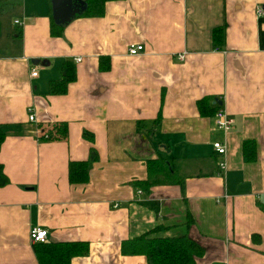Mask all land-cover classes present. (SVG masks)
<instances>
[{
  "label": "crops",
  "instance_id": "obj_1",
  "mask_svg": "<svg viewBox=\"0 0 264 264\" xmlns=\"http://www.w3.org/2000/svg\"><path fill=\"white\" fill-rule=\"evenodd\" d=\"M257 3L264 8V0H112L102 16L74 17L55 35L50 0H22L0 14V124L7 126L0 264H38L28 239L34 226L47 230V241L87 242L70 264H146L143 255L120 252L122 240L145 233L195 240L203 249L195 264H264ZM215 27L224 29L222 47L213 44ZM129 44L143 50L130 55ZM99 56L106 69H98ZM64 59L75 79L50 95ZM214 101L233 119L226 132L214 125ZM61 123L65 137H41ZM214 140L225 144L224 155ZM244 140L255 143L253 161L244 160ZM89 149L97 159L87 181L69 183L67 163L86 159ZM157 157L176 161L182 180L148 192L134 186Z\"/></svg>",
  "mask_w": 264,
  "mask_h": 264
},
{
  "label": "trees",
  "instance_id": "obj_2",
  "mask_svg": "<svg viewBox=\"0 0 264 264\" xmlns=\"http://www.w3.org/2000/svg\"><path fill=\"white\" fill-rule=\"evenodd\" d=\"M22 0H0V14L9 11ZM85 8L78 14L85 17H100L103 15L104 4L112 0H82ZM61 27L50 19L49 32L58 34ZM19 35L20 32L15 33ZM214 46L222 47L224 44L223 27H215L212 32ZM105 56L98 57V69H106L108 63ZM75 79V67L70 59H64L60 66V77L48 82L47 93L50 95L63 94L67 84ZM203 100L197 101L200 113L204 112ZM213 113L220 107L216 101ZM6 125L0 124V144L5 135ZM52 134L47 140L65 137V124L61 123L53 128ZM242 152L245 161L255 159V143L252 140H244ZM97 159L93 149H89L88 157L84 160L69 161L67 163V180L69 183H84L87 181L88 167L92 161ZM146 177L143 180H133L132 184L139 189L148 192L152 185L164 183H178L183 176L177 169V162L154 158L146 160ZM7 183V178L0 164V186ZM31 248L38 264H70L73 257L84 255L88 244L85 241H45L32 243ZM202 247L190 237L183 235L149 236L148 233L141 234L120 242V252L124 255H143L146 264H195V259L202 254Z\"/></svg>",
  "mask_w": 264,
  "mask_h": 264
},
{
  "label": "built area",
  "instance_id": "obj_3",
  "mask_svg": "<svg viewBox=\"0 0 264 264\" xmlns=\"http://www.w3.org/2000/svg\"><path fill=\"white\" fill-rule=\"evenodd\" d=\"M255 12L257 14L258 17L262 16L264 14V8L260 3H257L255 6ZM14 24H19L20 22L18 20H14L13 22ZM143 50V45L142 44H129V46L127 47V53L130 55H134L137 54L139 52H141ZM184 56V52H181L179 54H177V58L178 59H182ZM80 60L79 57L74 58L75 62H78ZM36 71L35 69H31L30 70V76H35ZM33 113L31 108L27 109V119L28 121H32L33 120ZM214 124L215 127L218 129L223 130L224 132L230 130L233 126V119L232 117L227 114V112L222 109V108H218L215 111L214 114ZM43 139L47 138V135L44 134L41 136ZM212 147L213 150L215 151L216 154L218 155H224L226 152V147L225 144L221 141H214L212 142ZM221 169H224L225 164L222 162L219 164ZM28 239L29 242L32 243H37V242H45L47 240V230L39 227V226H34L31 227L28 231Z\"/></svg>",
  "mask_w": 264,
  "mask_h": 264
},
{
  "label": "water",
  "instance_id": "obj_4",
  "mask_svg": "<svg viewBox=\"0 0 264 264\" xmlns=\"http://www.w3.org/2000/svg\"><path fill=\"white\" fill-rule=\"evenodd\" d=\"M51 19L57 26H64L85 8L82 0H50Z\"/></svg>",
  "mask_w": 264,
  "mask_h": 264
},
{
  "label": "bare ground",
  "instance_id": "obj_5",
  "mask_svg": "<svg viewBox=\"0 0 264 264\" xmlns=\"http://www.w3.org/2000/svg\"><path fill=\"white\" fill-rule=\"evenodd\" d=\"M215 102H216V101H214V103H215ZM218 108H222V107H218ZM218 108H217V109H218ZM214 114H215V113H214ZM33 117H34V115H33ZM30 122H33V120L30 121ZM214 125H215V124H214ZM44 134L47 135V138H46V139H48V136H49L48 133H42V135H44ZM214 141H220V140H214ZM214 141H213V142H214ZM221 142H222V141H221ZM211 145H212V143H211ZM225 147H226V146H225ZM212 148H213V147H212Z\"/></svg>",
  "mask_w": 264,
  "mask_h": 264
}]
</instances>
